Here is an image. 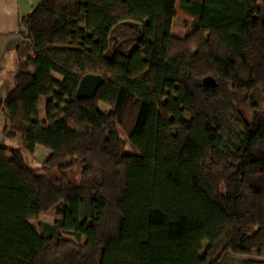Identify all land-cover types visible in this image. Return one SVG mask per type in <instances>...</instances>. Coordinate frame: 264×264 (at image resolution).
<instances>
[{
	"label": "trees",
	"instance_id": "obj_1",
	"mask_svg": "<svg viewBox=\"0 0 264 264\" xmlns=\"http://www.w3.org/2000/svg\"><path fill=\"white\" fill-rule=\"evenodd\" d=\"M20 33L1 103L0 264L264 255V0H42ZM87 74L105 82L79 98ZM37 146L51 155L35 165Z\"/></svg>",
	"mask_w": 264,
	"mask_h": 264
},
{
	"label": "crops",
	"instance_id": "obj_2",
	"mask_svg": "<svg viewBox=\"0 0 264 264\" xmlns=\"http://www.w3.org/2000/svg\"><path fill=\"white\" fill-rule=\"evenodd\" d=\"M41 1L0 0V145L3 143L11 145L3 138L6 119L1 109V103L8 94L9 80L17 69L15 50L23 41L20 33V20L27 16ZM43 109H46L45 105H43ZM35 154L37 159L34 164L37 165L41 161H45L51 152L43 146H37ZM54 223L48 222L50 225H54Z\"/></svg>",
	"mask_w": 264,
	"mask_h": 264
},
{
	"label": "rangeland",
	"instance_id": "obj_3",
	"mask_svg": "<svg viewBox=\"0 0 264 264\" xmlns=\"http://www.w3.org/2000/svg\"><path fill=\"white\" fill-rule=\"evenodd\" d=\"M193 22L194 19L191 16L183 13L179 9V4H178L177 17L174 20V30H173L174 34L180 37L187 36L192 30ZM120 132L124 140L127 141L128 140L127 134H125L123 130H120ZM127 149H130L129 145L127 146ZM56 217H57L56 210L51 209L49 211L42 213V215L40 216V220L42 222H47V223L49 222L53 224ZM65 237L74 239L73 237L70 236H65ZM245 259L264 260V255H259L257 252H254L253 254H237V253L229 252L228 255L224 257L223 262L224 264H243V261Z\"/></svg>",
	"mask_w": 264,
	"mask_h": 264
},
{
	"label": "water",
	"instance_id": "obj_4",
	"mask_svg": "<svg viewBox=\"0 0 264 264\" xmlns=\"http://www.w3.org/2000/svg\"><path fill=\"white\" fill-rule=\"evenodd\" d=\"M204 84L206 86L216 87L217 81L213 76H207L204 78ZM105 79L102 75L87 74L80 82L77 97L83 98L86 96L96 95L99 88L104 84ZM248 122V120L245 118Z\"/></svg>",
	"mask_w": 264,
	"mask_h": 264
}]
</instances>
